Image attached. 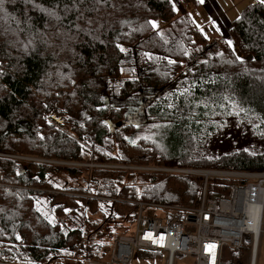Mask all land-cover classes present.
<instances>
[{"label": "trees", "instance_id": "obj_1", "mask_svg": "<svg viewBox=\"0 0 264 264\" xmlns=\"http://www.w3.org/2000/svg\"><path fill=\"white\" fill-rule=\"evenodd\" d=\"M70 3L4 0L0 7V263L106 262L112 241L134 220V201L198 204L201 176L143 167L264 169V149L203 151L226 118L264 130V5L246 4L231 20L227 33L243 56L237 59L223 38L208 43L171 0H79L65 13ZM57 5L60 20L44 11ZM127 58L141 70L120 78ZM139 90L150 99L151 132L131 141L136 126L129 125L107 135L104 117L118 121L125 113L123 105L109 107L110 99ZM81 162L95 165H72ZM83 171L85 186L53 183V175L77 180ZM228 184L209 177L205 194L224 195ZM118 219L107 242L95 240ZM245 251L222 246L219 264H238ZM136 254L147 260L158 253Z\"/></svg>", "mask_w": 264, "mask_h": 264}, {"label": "built area", "instance_id": "obj_2", "mask_svg": "<svg viewBox=\"0 0 264 264\" xmlns=\"http://www.w3.org/2000/svg\"><path fill=\"white\" fill-rule=\"evenodd\" d=\"M206 2L210 3L209 0ZM229 28L230 24H227L225 30L228 31ZM229 40L231 38L227 34L225 42ZM227 45L236 58L243 59L233 41L231 46L228 43ZM49 119L55 125L62 122L61 117L56 114H50ZM0 156L6 155L0 154ZM13 157L18 160H39L25 156ZM143 169L201 176L203 182L198 204L177 207L134 201L136 213L131 227L128 232L120 233L114 238L109 259L106 262H87V264H131L133 255L140 251L164 253V264H173L175 257L183 255L191 257V264H219L221 247L233 249L244 246L242 241L244 234H249L251 237L248 247L251 250L249 264H254L263 218L264 169L185 167H143ZM209 177L227 180L229 183L227 193L207 197L205 187ZM145 206L163 209L164 216L141 217ZM209 245H213L210 250L207 247Z\"/></svg>", "mask_w": 264, "mask_h": 264}, {"label": "rangeland", "instance_id": "obj_3", "mask_svg": "<svg viewBox=\"0 0 264 264\" xmlns=\"http://www.w3.org/2000/svg\"><path fill=\"white\" fill-rule=\"evenodd\" d=\"M174 4V9L176 14L186 13L193 22L199 26L200 32L205 36L208 40V43L213 42L216 38L221 37L224 39L227 38V22L225 19H230V15H227L226 12H217L215 7H211L206 1L198 2V4L193 5L191 3H187L183 0H171ZM219 1H224L225 4L221 5ZM217 7L220 6L222 10H226L228 8L234 7L233 3L230 0H215ZM223 21L225 22L224 27L221 26V33L218 30V24ZM159 23V20H154ZM203 29V31H201ZM224 29V30H223ZM223 30V31H222ZM129 57H131L128 54ZM141 70V67L137 63H132L131 59H126L120 66V78H129L134 77L137 71ZM115 93V92H114ZM135 97L127 98V100L121 101L115 95L110 99L108 106H119L123 105L124 112L131 111V106L135 104ZM57 115V114H56ZM61 117V116H60ZM62 118V117H61ZM147 118V116H146ZM104 119H108V117H104ZM150 118H147V122L142 125L136 126L134 133L129 135V139L134 141L137 137L146 136L151 132L154 124L150 123ZM256 124L253 121L246 120H234V118H226L224 122L223 128L217 133L216 136L209 139L208 142H204L203 151L204 154L207 155H217L218 153L229 151L235 147H250L253 150H263L264 149V130L256 129ZM108 130V129H107ZM111 135V134H110ZM111 142V140H110ZM110 144V143H108ZM73 165L81 166L82 168H86L88 171V167H92L93 163H74ZM104 166V165H99ZM107 166V165H105ZM83 176L77 180H72L66 176V174L53 175V183L55 185L59 184V182L64 183V187H72L73 184L76 185H86L89 181L86 176V172L83 171ZM52 177V176H51ZM164 210L161 208H149L145 206L141 212V217H163ZM262 223L260 227V232L258 235L257 242V250H255V264H264V204L262 209ZM79 219V218H78ZM121 219H118L110 224L105 223L100 230L98 231L95 240L98 242H107V239L110 238L108 234V229L115 230L120 224ZM131 227V226H130ZM99 236V237H98ZM243 245L246 247L245 256L243 261L238 264H249L250 263V241L251 237L249 234H244ZM109 249L104 248L103 251H108ZM112 251V249L110 248ZM110 251V252H111ZM92 262V261H89ZM105 262V261H104ZM165 262V254H157L154 258L151 259H140L137 257V254H134L131 260V264H164ZM191 257L189 255H183L181 258L175 257L173 259V264H191ZM1 264V263H0ZM4 264V263H2ZM8 264V263H6ZM51 264H76L72 261V259L63 260L60 262H53ZM87 264V263H86Z\"/></svg>", "mask_w": 264, "mask_h": 264}, {"label": "water", "instance_id": "obj_4", "mask_svg": "<svg viewBox=\"0 0 264 264\" xmlns=\"http://www.w3.org/2000/svg\"><path fill=\"white\" fill-rule=\"evenodd\" d=\"M136 103L133 104L132 110L123 113L122 118L118 121H111L110 119H105L107 125V135L112 134L116 130L124 126H138L145 124L147 122L145 108L148 105L150 99L145 97V94L140 92L136 97Z\"/></svg>", "mask_w": 264, "mask_h": 264}, {"label": "snow or ice", "instance_id": "obj_5", "mask_svg": "<svg viewBox=\"0 0 264 264\" xmlns=\"http://www.w3.org/2000/svg\"><path fill=\"white\" fill-rule=\"evenodd\" d=\"M3 2H4V0H0V7H2ZM26 2L31 3L32 0H26ZM78 2H79V0H71L70 5H69V4H65V5H64V7H63V11H64L65 13H68V12L72 11L73 9H76V8H77V5H78ZM94 2H95V3H100V2H102V0H94ZM201 2H203V0H201ZM259 3L262 4V5H264V0H259ZM58 7H59V5H57L55 8H52V9H44V11L47 12V15H48V16H50V17H54L55 19L60 20V19H62V17L58 14V12H57V10H56ZM80 18H81L80 16L77 17V19H80ZM148 23L151 24V26H152L153 28H156V27L158 26V25H157V22L154 21V20H153V21H148ZM198 27H199V26H198ZM201 31H203V29H201ZM227 43H228L230 46L232 45V41H231V40L227 41ZM30 44H31V41H29V45H30ZM24 47H25V49H27L28 45H25ZM123 50H124V49L121 48V51H123ZM185 54H187V53H185ZM237 59H240V57H237ZM169 63H176V62H175V61H169ZM0 74H2V69H0ZM185 91L187 92L188 89H185ZM37 203H39V201H37ZM37 210H39V209H37ZM65 211L68 212V211H71V210H70V209H65ZM146 238H150V237H146ZM16 239L19 240L20 237L17 236ZM161 239H162V238H161ZM207 247H208V249L210 250V249L213 247V245H209V246H207Z\"/></svg>", "mask_w": 264, "mask_h": 264}, {"label": "crops", "instance_id": "obj_6", "mask_svg": "<svg viewBox=\"0 0 264 264\" xmlns=\"http://www.w3.org/2000/svg\"><path fill=\"white\" fill-rule=\"evenodd\" d=\"M204 1H206V0H203V2ZM230 1L233 3V5H235V4H237V5H235L234 7L228 8V9L223 11L220 6L217 7V4H216L215 0H209V2H210L209 4L211 5V7L212 6L215 7L217 12H219L220 14H221V12H224V13L226 12L227 15H230V19H228V20L225 19L226 22H227L226 24H230L231 20L234 19L238 15L239 11L241 10V8L244 5L249 4V3L253 2V1H259V0H230ZM198 2H201V0H198ZM219 3L221 5L225 4L224 1H219ZM224 25H225V22L223 21V18H222V22L218 24V30L220 31V33H221V26L224 27Z\"/></svg>", "mask_w": 264, "mask_h": 264}, {"label": "flooded vegetation", "instance_id": "obj_7", "mask_svg": "<svg viewBox=\"0 0 264 264\" xmlns=\"http://www.w3.org/2000/svg\"><path fill=\"white\" fill-rule=\"evenodd\" d=\"M133 106V105H132ZM132 106H131V110H132Z\"/></svg>", "mask_w": 264, "mask_h": 264}, {"label": "bare ground", "instance_id": "obj_8", "mask_svg": "<svg viewBox=\"0 0 264 264\" xmlns=\"http://www.w3.org/2000/svg\"><path fill=\"white\" fill-rule=\"evenodd\" d=\"M2 264V263H1ZM4 264H6V263H4Z\"/></svg>", "mask_w": 264, "mask_h": 264}]
</instances>
